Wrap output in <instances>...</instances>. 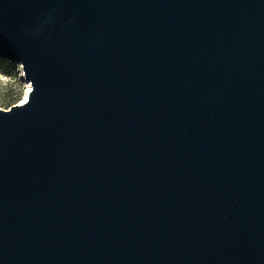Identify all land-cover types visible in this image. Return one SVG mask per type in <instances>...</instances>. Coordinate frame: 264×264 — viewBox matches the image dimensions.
Instances as JSON below:
<instances>
[{"label": "water", "instance_id": "obj_1", "mask_svg": "<svg viewBox=\"0 0 264 264\" xmlns=\"http://www.w3.org/2000/svg\"><path fill=\"white\" fill-rule=\"evenodd\" d=\"M0 53V264H264V0H0Z\"/></svg>", "mask_w": 264, "mask_h": 264}, {"label": "rangeland", "instance_id": "obj_2", "mask_svg": "<svg viewBox=\"0 0 264 264\" xmlns=\"http://www.w3.org/2000/svg\"><path fill=\"white\" fill-rule=\"evenodd\" d=\"M28 84L22 76L21 64L0 53V108L9 109L26 101Z\"/></svg>", "mask_w": 264, "mask_h": 264}, {"label": "bare ground", "instance_id": "obj_3", "mask_svg": "<svg viewBox=\"0 0 264 264\" xmlns=\"http://www.w3.org/2000/svg\"><path fill=\"white\" fill-rule=\"evenodd\" d=\"M21 70H22V68H21ZM22 76H23V72H22ZM26 82H27V84H28V80H26ZM29 87H30V85L28 84V89H27V91L29 90Z\"/></svg>", "mask_w": 264, "mask_h": 264}]
</instances>
